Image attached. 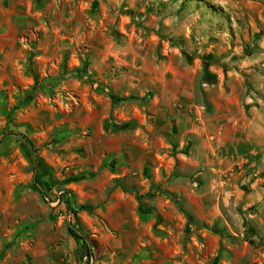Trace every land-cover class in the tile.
I'll return each instance as SVG.
<instances>
[{
	"label": "rangeland",
	"instance_id": "rangeland-1",
	"mask_svg": "<svg viewBox=\"0 0 264 264\" xmlns=\"http://www.w3.org/2000/svg\"><path fill=\"white\" fill-rule=\"evenodd\" d=\"M0 264H264V0H0Z\"/></svg>",
	"mask_w": 264,
	"mask_h": 264
},
{
	"label": "trees",
	"instance_id": "trees-1",
	"mask_svg": "<svg viewBox=\"0 0 264 264\" xmlns=\"http://www.w3.org/2000/svg\"><path fill=\"white\" fill-rule=\"evenodd\" d=\"M31 144H32V143H31ZM32 146H33V144H32ZM36 181L38 182V184H39L40 186H42V181H41L39 175H36ZM64 196H65V195H64ZM69 229H70V232H71L73 235H75V236L81 238L84 242H88L87 237H85V236H84V235H83V234H82L77 228L71 226Z\"/></svg>",
	"mask_w": 264,
	"mask_h": 264
}]
</instances>
